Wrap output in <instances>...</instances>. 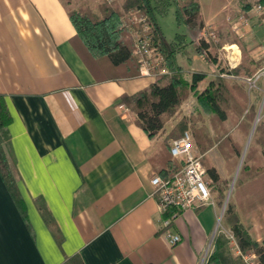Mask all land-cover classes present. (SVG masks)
Returning a JSON list of instances; mask_svg holds the SVG:
<instances>
[{
    "label": "crops",
    "instance_id": "1",
    "mask_svg": "<svg viewBox=\"0 0 264 264\" xmlns=\"http://www.w3.org/2000/svg\"><path fill=\"white\" fill-rule=\"evenodd\" d=\"M71 5L67 0H0V94L11 115L14 184L7 185L0 169V264H208L219 233L227 238L231 233L227 223L219 228L223 209L214 200L182 211L172 222L182 240L170 245L163 222L168 213L161 211L151 183L168 155L166 132L150 136L121 100L161 74H143L139 65L138 74L129 76L124 67L91 56L71 19ZM200 21L211 22L202 14ZM209 32L199 28L196 59L182 47H168L163 35L164 46L175 49L187 80L196 71L206 73L198 91L218 77L247 90L243 78L264 71V64L256 63L264 43L250 49L236 38L223 45L224 65L198 51L201 40L210 54L221 46L213 41L217 31L215 37ZM183 34L185 47L189 42ZM203 59L215 68L205 70ZM238 67L241 72L233 73ZM248 92L257 103L264 84ZM195 98L190 90L183 111L197 107ZM235 202L242 223L261 242L264 202ZM228 246L220 264H245L230 239Z\"/></svg>",
    "mask_w": 264,
    "mask_h": 264
},
{
    "label": "trees",
    "instance_id": "2",
    "mask_svg": "<svg viewBox=\"0 0 264 264\" xmlns=\"http://www.w3.org/2000/svg\"><path fill=\"white\" fill-rule=\"evenodd\" d=\"M116 0L112 3L104 1L98 6L101 16L94 13L88 6H81L76 10H70V16L73 20L78 35L84 41V48L90 55L96 58H103L112 67H124V72L129 75H137L139 72V63L133 55L134 40L132 31L129 28H123L121 19L126 12L133 9H139L142 15H146L152 26L154 41L160 51L165 56L166 64L169 67V73L157 76V79L148 88L141 90L133 95H123L124 101L137 114V122L143 127L150 136H154L165 127L167 116L174 114L176 108L181 105L189 96L190 90L195 92L197 101L201 106L209 107L215 114L219 115L222 121L228 116L226 109L222 107L218 97L221 95L233 97L236 103L244 104V108L249 106L247 113L256 111L257 103L251 102V99L244 87L234 81L218 77L217 81L203 92L197 90V86L206 76L203 71H196L192 74L191 80L185 78L184 69L177 64L175 49L167 50L163 42V34L160 26L157 24L156 16L165 15L170 6H175V16L178 23H185L191 28L203 27L200 21L201 5L199 0ZM256 4H263L264 0H259ZM119 5V6H117ZM253 6L252 3L244 4V10ZM178 38L184 37V34H177ZM240 43L241 41L238 40ZM242 44V43H241ZM198 51L206 58L210 57L208 43L201 40L198 44ZM243 52L248 59L249 53L243 46ZM92 53V54H91ZM258 66L264 64V55L256 62ZM242 67L232 69V72L239 74ZM250 74V70L246 69ZM120 73L116 71L115 74ZM122 73V72H121ZM226 104V102H225ZM227 105V104H226ZM242 106V105H240ZM243 108V109H244ZM246 115V113H245ZM11 115L6 107L4 97L0 94V169L3 171L4 179L10 188H13V179L11 180V169L7 171V163L13 166V158L10 145L9 123ZM250 124V122H248ZM247 121L236 120L234 125L246 129L249 127ZM188 125L186 119L178 122L164 140V149L168 151L165 161L162 165L156 167V172L164 178H172L181 168L182 162L175 159L170 150L169 141L181 137ZM264 121H260L256 127L253 140L256 146H251L247 152L243 167L237 180V190L235 192V201L242 200L264 202L256 198L255 193L250 189L264 184ZM234 144L237 142L233 141ZM236 154L241 152L240 147L232 149ZM203 161V160H202ZM263 161V163H261ZM204 163V162H203ZM261 166V167H260ZM207 174L214 184H220L225 181L215 166H205ZM258 183V185H256ZM250 188V189H249ZM224 192L221 191L215 202L222 205ZM230 202L225 211L226 223L234 234L240 249L244 252H255L258 255L260 264H264V239L259 242L252 238L248 228L242 223L236 210V202ZM41 211L47 222L50 221L47 210L40 205ZM172 210L168 212L170 214ZM228 238L219 233L215 240V249L208 259V264H220L225 257V250L228 248Z\"/></svg>",
    "mask_w": 264,
    "mask_h": 264
},
{
    "label": "rangeland",
    "instance_id": "3",
    "mask_svg": "<svg viewBox=\"0 0 264 264\" xmlns=\"http://www.w3.org/2000/svg\"><path fill=\"white\" fill-rule=\"evenodd\" d=\"M71 5L70 10H76L81 6H88L93 9L94 13L101 16L98 6L107 0H67ZM119 5L122 0H119ZM201 3V14L205 20H210L209 25H205L201 28L206 31H217L216 41L221 44L220 47L211 49V60L221 61L222 64L228 65V60L224 54L228 53L226 49H223V45H229L234 43L236 38L243 40L246 46L250 49L264 43V10L260 13H248V10H244V4L252 3L253 6L257 5L259 0H199ZM117 5V6H119ZM121 6V5H120ZM131 12L129 10L123 17ZM122 17V18H123ZM221 19V20H220ZM157 23L161 26L164 39L168 47H182L186 49L191 56L194 55V59L198 57L196 51L195 38L199 32V28H190L187 24L178 23L175 16V6L169 7L165 15L156 16ZM220 20V21H219ZM216 21V22H214ZM218 21V22H217ZM122 23V19H121ZM123 28H128L123 26ZM185 33L187 36L188 44L183 47L184 41L182 38H178L177 34ZM133 35V33H132ZM134 40V39H133ZM238 40V39H237ZM174 44V45H173ZM92 54V53H91ZM216 57V59H214ZM245 64L250 62L245 61ZM203 65L205 70L214 69V63L203 59ZM254 71L256 67L252 66ZM215 72H212L214 74ZM217 81V80H216ZM260 85L264 84V77H261L258 82ZM248 95L249 89L247 88ZM256 97V96H255ZM254 93L250 98L255 99ZM197 100V98H195ZM222 107L226 109L228 118L222 121L219 115L215 114L209 107L201 106L199 103L193 110L183 111L182 105H179L174 114L167 116L165 127L161 132H166L167 136L173 127L183 119L188 121L187 127L184 129L190 131L194 139V147L196 152L201 155L205 166H215L220 174L225 179L220 184H214L212 179L207 174V179L211 183V189L213 196L218 197L219 192H224V200L221 209H225L223 216L219 220V228L222 229V225L226 223L225 211L228 204L235 201V192L237 190V180L240 175L241 169L244 164L245 157L251 146H256L253 137L256 127L260 121H264L262 115L264 114V93H261L257 98V109L251 111L249 114L247 110L249 106L244 108V104L235 102L233 97H227L221 95L218 97ZM226 102V104H225ZM242 105V106H240ZM244 108V109H243ZM246 113V115H245ZM258 118V121L256 122ZM250 122L249 127L246 129L241 126L234 125V121L242 120ZM264 134V131H263ZM237 142V146L240 147L241 152L239 154L234 153L233 148L236 149L234 142ZM171 142V140H170ZM179 161V160H178ZM263 163V161L261 162ZM264 164V163H263ZM7 171L11 168V164L7 163ZM261 167V166H260ZM264 173V171H263ZM250 189V188H249ZM255 193L256 198L264 200V184L256 186L250 189ZM227 200V202H226ZM226 204V205H225ZM223 211V210H222ZM229 239V237H228Z\"/></svg>",
    "mask_w": 264,
    "mask_h": 264
},
{
    "label": "built area",
    "instance_id": "4",
    "mask_svg": "<svg viewBox=\"0 0 264 264\" xmlns=\"http://www.w3.org/2000/svg\"><path fill=\"white\" fill-rule=\"evenodd\" d=\"M114 1L116 0H107L109 3ZM263 10L264 5L257 4L252 6L248 13L257 14ZM122 24L133 33V55L140 65L141 72L151 76L168 73L169 68L165 56L154 41L152 26L148 17L142 15L139 9H133L127 17L122 18ZM210 35L216 36L214 32H211ZM263 73L264 71L260 70L254 75L243 78L249 91L257 86V81ZM120 107L124 108L125 106L121 104ZM262 117L264 118V114ZM170 150L172 156L182 162V168L172 178H164L161 174L153 172L151 183L153 193L158 197L161 211L168 213L170 209L172 210L163 222L167 227L168 242L174 246L181 242L182 237L173 229L172 222L182 211L198 205L213 204L214 196L211 183L207 179V170L202 157L195 150L192 133L185 131L181 137L172 139ZM228 236L230 243L236 248L245 264H260L255 252L244 253L240 249L234 234L231 232Z\"/></svg>",
    "mask_w": 264,
    "mask_h": 264
},
{
    "label": "water",
    "instance_id": "5",
    "mask_svg": "<svg viewBox=\"0 0 264 264\" xmlns=\"http://www.w3.org/2000/svg\"><path fill=\"white\" fill-rule=\"evenodd\" d=\"M258 121V118H257V120H256V122ZM226 202H227V200H226ZM226 205V204H225ZM224 210L225 209H223V211H222V214H221V217L223 216V212H224Z\"/></svg>",
    "mask_w": 264,
    "mask_h": 264
}]
</instances>
